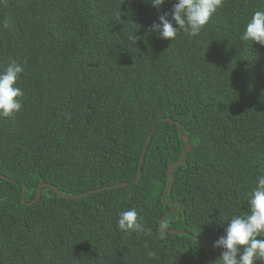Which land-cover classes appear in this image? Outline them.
Masks as SVG:
<instances>
[{
    "label": "trees",
    "instance_id": "trees-1",
    "mask_svg": "<svg viewBox=\"0 0 264 264\" xmlns=\"http://www.w3.org/2000/svg\"><path fill=\"white\" fill-rule=\"evenodd\" d=\"M174 2L0 0V68H24L22 110L0 118V264L219 258L264 175V47L240 39L264 0H224L198 36L160 39L149 28ZM179 123L192 150L167 191L187 147ZM133 207L143 230H120Z\"/></svg>",
    "mask_w": 264,
    "mask_h": 264
},
{
    "label": "clouds",
    "instance_id": "clouds-1",
    "mask_svg": "<svg viewBox=\"0 0 264 264\" xmlns=\"http://www.w3.org/2000/svg\"><path fill=\"white\" fill-rule=\"evenodd\" d=\"M144 2L160 11L167 0ZM223 4L224 0H175L171 12L159 15L158 22H153L149 32L169 41L175 40L182 32L198 36ZM130 39L136 43L139 37L135 32ZM240 39L264 47V11L253 13ZM23 72L24 68L15 61L0 68V118L10 117L22 110L20 98L24 93L16 85ZM247 199L248 213L230 219L224 234L214 243L215 248L222 250L221 254L209 264H258L264 261V175L256 178ZM142 220L133 207L119 213L118 228L125 232L143 230ZM157 234L160 240H165L169 235L166 225L161 224Z\"/></svg>",
    "mask_w": 264,
    "mask_h": 264
},
{
    "label": "water",
    "instance_id": "water-1",
    "mask_svg": "<svg viewBox=\"0 0 264 264\" xmlns=\"http://www.w3.org/2000/svg\"><path fill=\"white\" fill-rule=\"evenodd\" d=\"M166 120H167V121H170V122H174V121L171 120V119H166ZM178 130H179V134H180V135L185 139V141L187 142V147H186V149H185L184 152H183L182 160H181L179 163H175V164H173V165L171 166L170 170H169V176H170V179H171V185H170V187L168 188L167 191H169L170 189H172V187H173V185H174V182H175V176H174L173 170H174L177 166H179L180 164H182V163L184 162V160H185V158H186V154H187V152H189V151L192 150V145H191V143H190V139H189L188 136H184V135H183V133H182V124H180V123L178 124ZM152 138H153V135L150 137V139H149V141H148V143H147V145H146V147H145V150H144V153H143V156H142V160H141V165H140V168H139V175H138V180H137V182H139V180H140V178H141V173H142L143 165H144V163H145L146 154H147V152H148V148H149V145H150V143H151V141H152ZM4 179L9 180L8 178H4ZM126 185H127V184L124 183V184H121V185L116 186V187H111V188H109V189L120 188V187H123V186H126ZM46 186H47L46 184H43V185L40 187V190H39V192H38V198H37V200H36L35 202H37V201L40 199L41 194H42V190H43V188L46 187ZM52 188L54 189L55 193H57L59 196H61V197H63V198L81 199V198H83V197H85V196L88 195V194H83V195H80V196L70 197V196H67V195H64V194L60 193L55 187L52 186ZM107 189H108V188H107ZM105 190H106V189H105ZM92 192H97V191H92ZM26 195H27V194H26V187H25V193H24V197H23V202L26 201ZM164 202L167 204L166 196L164 197ZM175 211H177V210H174V211H172L171 213H173V212H175ZM171 213H170V214H171ZM170 214H169V215H170ZM163 221H164V220L161 221V224L163 223ZM171 232H172V233H185V234L187 233V232H185V231H181V230H171ZM204 245H205V247H206V249H207L209 255L211 256L208 246H207L205 243H204Z\"/></svg>",
    "mask_w": 264,
    "mask_h": 264
}]
</instances>
